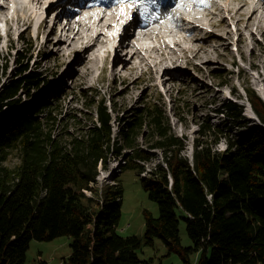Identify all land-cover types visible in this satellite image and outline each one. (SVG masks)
Instances as JSON below:
<instances>
[{"label":"trees","instance_id":"16d2710c","mask_svg":"<svg viewBox=\"0 0 264 264\" xmlns=\"http://www.w3.org/2000/svg\"><path fill=\"white\" fill-rule=\"evenodd\" d=\"M31 42L24 40L25 49ZM17 73L4 85L0 77V264H26L33 238L62 235L73 238L66 264H153L139 251L156 238L184 264H264V100L252 85L244 89L262 124L239 136L201 124L190 157L183 153L188 138L174 131L161 99L115 119L114 108L92 88L85 107H95L96 115L81 110L85 123L77 115L61 116V97L44 101L34 114L17 112L19 92L31 95L47 80L28 64ZM243 108L225 105L235 121ZM222 138L227 147L219 150ZM155 149L161 160L148 169ZM113 158L124 160L121 172L147 174L140 179L160 213L144 210L143 237L117 232L123 200L118 176L115 184L99 186L100 167L107 169ZM181 220L190 246L182 244Z\"/></svg>","mask_w":264,"mask_h":264},{"label":"rangeland","instance_id":"374dc122","mask_svg":"<svg viewBox=\"0 0 264 264\" xmlns=\"http://www.w3.org/2000/svg\"><path fill=\"white\" fill-rule=\"evenodd\" d=\"M238 5L237 3L231 4L234 10L233 13H236L235 8ZM251 8L253 7L247 5V9ZM37 11V19H39L44 14L43 9L39 7ZM25 14L28 17L27 11H25ZM247 14H249V11H247ZM259 14L261 15V13ZM0 16L3 18L5 14L0 13ZM223 18L226 19L225 22L222 21ZM239 18L241 17L239 16ZM52 19L53 14L42 25L39 35H36V29L34 25L31 26L32 23H28L30 25V28H28L27 23L23 21L24 18L19 22L15 19L9 20L6 27L0 21L1 84L4 85L10 82L19 73H17L18 69L27 64L29 71L42 72L43 75L41 76L47 79L39 89H32L31 95L27 92H19L17 98H20L21 101L16 106L17 112L34 114L37 107L44 101L61 97V103L63 104L61 116L66 117L65 114L72 117L77 115L85 123L87 121L86 116H83L80 111L83 110L96 115L95 107H85V104L91 101L95 91L100 94V98L105 99L110 107L114 108L112 116L115 119L118 113L120 117L122 116V111L125 115L127 113L131 114L143 101L161 99L174 131L178 135L188 138L187 146L183 151L184 154L188 155L192 154L194 138L200 137L201 124H212L220 127L229 136L248 135L255 131L256 126L262 124L259 119L252 120L247 115L249 107L255 115L256 113L244 88L247 85H252L264 100V35L257 25L247 27L244 18L239 24L229 14L216 16L213 25H208L205 21V28L200 32L203 39L202 43L191 45L202 47L203 43L205 45L213 43L215 51L209 52L213 62L200 71L198 66L201 63L204 66L201 60L198 58L192 59L188 55L189 52H186L183 56L173 53L174 58H180L178 62H181L182 68H186L184 63L187 62V68L192 71V75L186 74L188 70L180 69L178 71L172 69L171 76L164 85H154L152 81L155 72L153 62L147 63L142 71L135 67L139 55L133 59L135 64L131 61L122 71H120V65L111 69L110 57L105 61V69L99 78L97 77L101 72V63L98 59H96L95 67L91 70H88L85 66L89 63H85L83 66L74 63L70 66V61L83 44H88L92 34L90 33V36L86 35V39H81L77 44V49L66 50L67 45L63 44L66 35L64 31L60 33L59 25L52 35H47ZM261 21L264 24V19ZM237 27L243 30L242 33L236 30ZM5 28L8 29V38L4 35ZM230 30L232 35H227ZM227 37L228 40L224 42L221 40ZM60 38H62L61 45L56 41ZM30 39H32V44L29 45L30 49L27 50L25 49L27 46L24 44V40L30 41ZM67 40L71 41L69 37H67ZM152 43H155L158 47L161 45L158 42H148V44ZM98 44L100 45L101 42ZM227 44L229 45L228 48ZM59 46L61 48L57 52ZM151 52L158 57L159 62H165L166 58L170 57L168 51L160 50L158 53V48L152 49ZM95 55L94 52H91L90 58ZM142 55L144 56L143 52ZM23 56H31V61L29 60L28 63L22 58ZM143 59L142 57L139 61ZM176 72H179L177 73L178 77L174 75ZM137 78H142L144 83L133 85ZM194 79L196 81H193ZM128 85H131V90L122 92V89ZM76 89L77 91L82 90L81 93L83 94L80 95L79 93L75 96ZM95 98L97 100L98 96ZM230 102L244 107L243 116L239 117L241 119L235 121L226 112L225 105ZM115 119L113 120L114 129L117 124ZM243 120H247V122L242 123ZM226 147L227 141L225 138H222L215 145V148L219 150H224ZM154 153L157 158L145 163L148 169L156 161L161 160V150L155 149ZM10 161L13 165L17 163L16 154L12 155ZM122 163H124L123 159L113 158L108 163L107 169L101 166L98 177L99 186L104 182L115 184V177L118 176L123 187V200L117 232L123 236L137 235L143 237L145 232L144 210H150L154 216H158L160 213L159 207L156 201L150 199L148 192L142 185L140 177L147 175L146 172H142L140 175L134 169H126L121 172L120 166ZM87 193L90 194L91 192L87 191ZM180 236L184 246L193 244L186 223L183 220L180 221ZM72 240L73 238L68 235H62L52 240L33 238L26 254V264H35L39 259L46 260L48 264H66L65 261L71 254ZM139 255L143 259L153 258V264H184L177 254H168L165 244L159 238H156L152 245L144 244L139 251ZM192 260L194 263L197 262V254L192 255Z\"/></svg>","mask_w":264,"mask_h":264},{"label":"bare ground","instance_id":"6f19581e","mask_svg":"<svg viewBox=\"0 0 264 264\" xmlns=\"http://www.w3.org/2000/svg\"><path fill=\"white\" fill-rule=\"evenodd\" d=\"M143 1L145 0H136V5L132 8H128L127 4L119 3L103 4L105 8L102 9L100 8L101 3H97L96 10L92 5L88 7L87 3H84L80 9L81 12L87 13L83 20L79 19L74 22L68 21V23L62 28V32L64 31L66 35V39H63V44L67 45L66 50L77 49V44L81 39H86L91 32H94L95 34L90 37L88 44H83L81 46V49L75 54V57L70 61L69 65L71 66L75 63L77 65L79 64V66H83L85 63H89L85 65L87 69L91 70L94 68L97 63L96 59L99 58L98 53L101 49L107 47L109 41L112 40V38H110V40H105L103 38L106 36V31L117 24L116 22L120 21V19L123 21L127 19L125 22L129 27L132 25H138L141 28L140 35L133 33L131 37L128 35L126 38L125 48L130 49L133 57L142 55L144 50L142 49V41L144 40L160 43L161 45L158 47V53L160 50L168 51L170 57L166 58L165 62L160 61L154 64L155 72L152 76L154 85L166 84L169 76H171L172 68L181 64V62H178L180 58H174L173 53H178L183 56L186 52H189L188 55L191 56L192 59L198 58L203 62L204 66L202 63L198 66L200 71H202L203 67L213 62V59L209 56V52L215 51L213 43L207 45L203 43L202 47L191 45L194 43H202L203 39L199 32L204 30V25L201 24L204 23V21L213 25L216 16L229 14L231 18L235 19L237 24L243 21L244 18L247 27L257 25L260 32L264 35V24L261 23V20L264 19V0H257V2L254 0H207L208 6L213 7V10L201 7V4L195 2V0H178L164 13V20L151 17V20L149 23L147 22V25L135 22V17L142 11ZM61 2H68V0H61ZM36 3H38L40 7H45L47 18L43 15L38 19V21L41 20V24H44L47 22L48 14L56 9L55 6H57V4L54 0H49L48 2H45V0H0V13L5 14L3 18L0 16V21L8 23L10 20L11 9H13L17 21L19 22L24 18V23H27L26 25L30 28L28 23L30 24L34 22L36 18ZM232 3L239 4L235 8L236 13L232 12L234 11L231 7ZM119 5L128 8L126 14L122 15L117 9H115L116 6L118 7ZM247 5H250L253 8L247 9ZM107 9L112 10L109 15ZM196 9L201 12L195 14L194 11H196ZM26 10L28 11V17L25 14ZM247 11H249V14H247ZM259 13H261V15ZM79 14L80 13H74L73 15L76 17V15ZM239 16L241 18H239ZM222 21L225 22L226 19L223 18ZM190 29L195 30L192 36H186L183 34L189 32ZM54 30L55 27L49 30L47 35H52ZM127 30L129 31V29ZM236 30L240 33L243 31L240 27H237ZM228 34L232 35V31H228L227 35ZM67 37L71 40L70 42L67 40ZM61 39L62 38L57 42L59 45L62 44ZM228 39L229 38L227 37L226 39L221 40L224 42ZM99 42H101L100 45L98 44ZM226 46L228 48L229 45L227 44ZM60 48V46L57 48V52ZM156 48L157 47H149L145 49V52L150 53L152 49ZM91 52H94L96 55L90 58ZM163 54L164 52L162 55ZM126 65H124L122 69H124ZM76 73L78 74V72ZM186 74L191 76L192 71L188 70ZM193 81H196V79ZM143 83L144 81L142 78H137L133 85H140ZM130 90L131 85H128L122 89V92H129ZM247 115L250 119L255 120V114L251 111L250 107L248 108Z\"/></svg>","mask_w":264,"mask_h":264},{"label":"snow or ice","instance_id":"6c2138e0","mask_svg":"<svg viewBox=\"0 0 264 264\" xmlns=\"http://www.w3.org/2000/svg\"><path fill=\"white\" fill-rule=\"evenodd\" d=\"M117 2L120 4H127L128 8H132L136 5V0H117ZM195 2L199 4H204L206 3V0H195ZM121 13L126 14V10L124 8H121ZM154 18H158V17H154Z\"/></svg>","mask_w":264,"mask_h":264},{"label":"water","instance_id":"95a60500","mask_svg":"<svg viewBox=\"0 0 264 264\" xmlns=\"http://www.w3.org/2000/svg\"><path fill=\"white\" fill-rule=\"evenodd\" d=\"M255 118L258 120L259 118L255 115ZM260 121V120H259ZM191 157V156H190Z\"/></svg>","mask_w":264,"mask_h":264}]
</instances>
